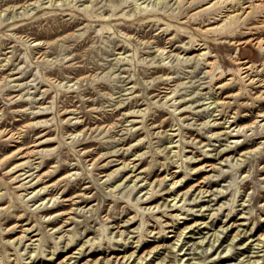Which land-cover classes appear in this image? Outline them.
Masks as SVG:
<instances>
[{
	"label": "rangeland",
	"instance_id": "rangeland-1",
	"mask_svg": "<svg viewBox=\"0 0 264 264\" xmlns=\"http://www.w3.org/2000/svg\"><path fill=\"white\" fill-rule=\"evenodd\" d=\"M257 1L0 0V264H264Z\"/></svg>",
	"mask_w": 264,
	"mask_h": 264
},
{
	"label": "bare ground",
	"instance_id": "bare-ground-1",
	"mask_svg": "<svg viewBox=\"0 0 264 264\" xmlns=\"http://www.w3.org/2000/svg\"><path fill=\"white\" fill-rule=\"evenodd\" d=\"M181 1H183V0H178V2H181ZM192 1H194V0H192ZM213 2V1H212ZM225 2V1H224ZM258 2V1H257ZM253 3V2H251L250 4H248V5H244V7H242L241 9H242V11H243V13L242 14H244V18L245 17H247L249 14H250V12L254 9V8H256V7H261V6H264V4H263V2L262 1H259L258 3ZM216 4H218V1H215L211 6H209V7H206V9H209V8H211L212 6H215ZM220 4H221V2H220ZM244 9H248V12H246V10H244ZM239 11V10H238ZM149 13V12H148ZM233 13V12H232ZM157 15H159V14H155V13H151V14H147L146 15V23H155V22H159L160 21V19L159 18H157ZM220 16V15H219ZM240 17L241 16H239V15H227V16H225L224 18H223V21H222V25H220V27H215V28H209L208 29V31L209 30H217V29H220V28H223L226 24H229L230 25V23H236L237 21H239V19H240ZM219 19V18H218ZM243 19V18H242ZM241 19V20H242ZM171 26L170 25H168V27L167 28H170ZM106 28V30H108L107 29V27H106V25H103V27H102V30L103 29H105ZM264 43V42H263ZM263 45V44H262ZM260 48V47H259ZM258 50H260V49H258ZM261 51H264V46L263 47H261ZM205 55H207L206 53H202V54H200V56L201 57H205ZM243 64V67L240 69V71L241 72H243V73H247V72H250L251 71V68H252V66H254V65H251L250 63H246V62H244V63H242ZM261 117L263 118V120H264V114H262L261 115ZM17 171V170H16ZM165 176V175H164ZM167 178V177H166ZM174 185H175V183H172L171 184V189L174 187ZM133 189V188H132ZM173 190V189H172ZM133 191V190H132ZM171 192V191H170ZM173 192V191H172ZM172 194V193H171ZM36 195H37V193H36ZM172 200V199H171ZM179 202V200L178 201H176V203H173L172 205H171V207H176V204ZM183 205H181V209H183L184 207H182ZM174 210H177V208H175ZM182 212V211H181ZM183 214V213H182ZM58 215H60V214H58ZM177 221H178V219H177ZM182 233V232H181ZM181 236V235H180ZM178 237V238H181V237ZM262 239H258L257 240V242L258 243H262V241L264 240V236L263 237H261ZM179 240H177V242H178ZM148 257V256H147ZM131 258V255H129L127 258H126V261H128L129 259ZM123 259H125V258H123ZM17 260H20L19 258H17ZM141 260H143V258H141V257H139V258H137V263L139 262H141ZM255 262V261H254ZM64 264H67V263H64Z\"/></svg>",
	"mask_w": 264,
	"mask_h": 264
}]
</instances>
